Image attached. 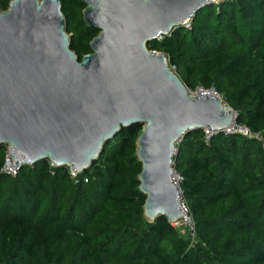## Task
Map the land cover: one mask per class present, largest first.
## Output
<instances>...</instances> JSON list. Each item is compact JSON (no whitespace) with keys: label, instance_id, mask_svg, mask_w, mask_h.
Segmentation results:
<instances>
[{"label":"trees","instance_id":"1","mask_svg":"<svg viewBox=\"0 0 264 264\" xmlns=\"http://www.w3.org/2000/svg\"><path fill=\"white\" fill-rule=\"evenodd\" d=\"M10 0H0L5 10ZM78 61L97 34L82 0H60ZM188 91L212 89L234 122L264 143V0L205 5L147 43ZM139 126L121 129L88 170L70 178L48 162L0 173V264H264V148L240 135H182L172 157L195 243L164 216L142 217L134 156ZM4 147H0V168ZM53 172V174L50 173Z\"/></svg>","mask_w":264,"mask_h":264},{"label":"water","instance_id":"2","mask_svg":"<svg viewBox=\"0 0 264 264\" xmlns=\"http://www.w3.org/2000/svg\"><path fill=\"white\" fill-rule=\"evenodd\" d=\"M98 32L78 61L60 0H10L0 10V147L19 163L48 162L79 174L121 129L135 141L146 223L185 214L171 180L172 141L221 132L234 113L218 97L190 94L147 43L189 20L207 0H82Z\"/></svg>","mask_w":264,"mask_h":264},{"label":"built area","instance_id":"3","mask_svg":"<svg viewBox=\"0 0 264 264\" xmlns=\"http://www.w3.org/2000/svg\"><path fill=\"white\" fill-rule=\"evenodd\" d=\"M225 0H207L208 3H210L211 5L217 6L219 4H221L222 2H224ZM182 26L185 28H189V20H186L182 23ZM160 38V37H159ZM158 38V39H159ZM165 60V59H164ZM166 62V61H165ZM167 67V65H166ZM168 70L172 73L174 72V67H167ZM195 94L198 95H203V94H210L212 96L217 97L216 93L212 90H206V91H202L201 89L197 90ZM216 131L213 130H204L203 131V139L204 142L207 143L209 138L213 135L216 134ZM221 133H223L224 135H233V134H237L240 135L244 138H249V139H253L256 141H259L262 145V147L264 148V143L262 141L261 135L259 133H254L252 131H250L246 126L244 125H240V124H236L234 121L233 123L225 128L223 131H221ZM182 135H179L177 138H175L172 141V147H173V156L176 153V149L177 146L179 145L180 141H181ZM10 149L9 146H5L4 147V158H3V164L0 168V173L9 176V177H14L16 175V172L18 170V168L21 165H30V163H17L16 166L14 168H10L6 165V162L8 161L9 166H12V161L13 159L11 157H9V153L8 150ZM49 164V163H48ZM49 167L54 168L52 165L49 164ZM68 170V174L70 176V178L75 179L77 173L71 171L68 167H66ZM171 168H172V164H171ZM51 174H53L52 171H50ZM173 171L171 172V180L172 182L176 185L177 187V194H178V182H179V177L178 175ZM180 192V191H179ZM178 202L180 205V209L185 213L183 214L182 218L179 219L177 222L175 223H170V225L174 228V229H181L184 232H186L187 236H188V247H192L195 243V231H194V225H193V221H192V216L189 212V210L187 209L184 201L181 198V194L178 196Z\"/></svg>","mask_w":264,"mask_h":264},{"label":"rangeland","instance_id":"4","mask_svg":"<svg viewBox=\"0 0 264 264\" xmlns=\"http://www.w3.org/2000/svg\"><path fill=\"white\" fill-rule=\"evenodd\" d=\"M197 90H199V89H196L195 91H188V90H187V91H188L190 94H195ZM175 175H176V174H175ZM179 195H180V192L178 191V196H179ZM179 231H180V233L182 232L181 229H180Z\"/></svg>","mask_w":264,"mask_h":264},{"label":"bare ground","instance_id":"5","mask_svg":"<svg viewBox=\"0 0 264 264\" xmlns=\"http://www.w3.org/2000/svg\"><path fill=\"white\" fill-rule=\"evenodd\" d=\"M172 144V143H171Z\"/></svg>","mask_w":264,"mask_h":264}]
</instances>
